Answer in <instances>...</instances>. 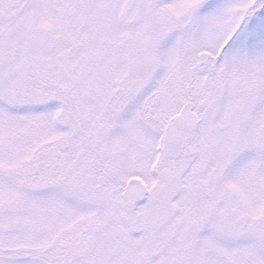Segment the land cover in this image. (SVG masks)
I'll return each mask as SVG.
<instances>
[{
	"label": "snow or ice",
	"instance_id": "1",
	"mask_svg": "<svg viewBox=\"0 0 264 264\" xmlns=\"http://www.w3.org/2000/svg\"><path fill=\"white\" fill-rule=\"evenodd\" d=\"M0 264H264V0H0Z\"/></svg>",
	"mask_w": 264,
	"mask_h": 264
}]
</instances>
